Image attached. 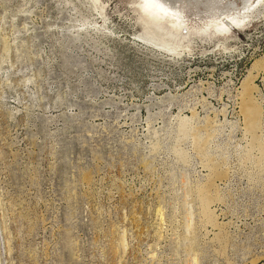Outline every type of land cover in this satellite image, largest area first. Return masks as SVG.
Instances as JSON below:
<instances>
[{
    "label": "rangeland",
    "instance_id": "1",
    "mask_svg": "<svg viewBox=\"0 0 264 264\" xmlns=\"http://www.w3.org/2000/svg\"><path fill=\"white\" fill-rule=\"evenodd\" d=\"M143 1L0 0V264H264V0Z\"/></svg>",
    "mask_w": 264,
    "mask_h": 264
},
{
    "label": "bare ground",
    "instance_id": "2",
    "mask_svg": "<svg viewBox=\"0 0 264 264\" xmlns=\"http://www.w3.org/2000/svg\"><path fill=\"white\" fill-rule=\"evenodd\" d=\"M244 1H246V0H244ZM192 2H194L196 6L198 5V6L207 8L210 11H214L215 14H219L221 17L223 16L222 20L225 19V20L229 21V23H231L232 25H234L238 21H241V22L248 21L250 19V16H252V15H250V16H248V14L245 15V12H247L248 10L254 9L252 6H250L249 1H246V3L244 2L245 4L243 6V11H244L243 14L240 16H239V14H234L235 17L239 16L238 17L239 19H235L234 16L231 15V12H230L232 4L229 2L224 3V0H144L143 3H140L138 5V7H139L140 11L142 12V16L146 17V19L149 20L150 22L161 24L162 23L161 21H163V22L166 21L167 25L170 24L174 28H179L182 26L181 25L182 21L178 17L181 15L182 7H183V5L191 4ZM248 22H250V21H248ZM172 27H170V28H172ZM214 28H215L214 29L215 32H218V33L228 32L230 30V26L226 22H224V24H222V25L214 26ZM174 30L175 29H173V31ZM200 32H204V30L200 31ZM249 77H247L243 83L244 91H247L249 88L248 85H245V84H248L247 82H249L252 79V77H250L251 79ZM248 79H250V80L248 81ZM247 86H248V88H247ZM244 97H245L244 98L245 100L243 102V111H244V114H245L246 119H247L248 131L250 130L251 132H253L256 129V125L258 123L259 112L255 108L254 104L251 102L249 95L244 96ZM205 191H207V190H205ZM206 193L203 192L201 194L202 204L205 207L207 206V204L209 202V197ZM206 216H208V215H206ZM208 218H210V216H208ZM208 220L210 221V219H208Z\"/></svg>",
    "mask_w": 264,
    "mask_h": 264
}]
</instances>
